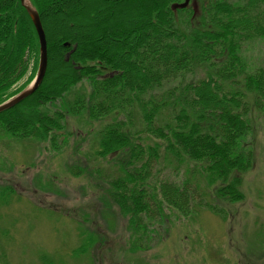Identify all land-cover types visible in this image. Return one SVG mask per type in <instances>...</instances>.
Wrapping results in <instances>:
<instances>
[{"label": "trees", "instance_id": "16d2710c", "mask_svg": "<svg viewBox=\"0 0 264 264\" xmlns=\"http://www.w3.org/2000/svg\"><path fill=\"white\" fill-rule=\"evenodd\" d=\"M30 1L45 33L46 72L31 95L0 113V132L57 148L68 117L119 113L95 132V157H109L113 166V174L97 175L128 217L135 247L144 242L146 223L166 216L167 207L187 215L200 206L223 216L220 206L197 199L202 180L220 201L244 198L241 174L252 165L249 105L222 83L239 71L242 43L264 36V0H201L198 22L189 4L174 7L183 0ZM38 53L20 1L0 0V103L34 77ZM198 66L206 77L186 79ZM243 80L253 107L264 113V65ZM83 82L89 89H76ZM134 124L139 129L132 131ZM144 135L152 142L144 143ZM158 162L187 176L160 180L153 174ZM8 192L0 188V198ZM91 235L80 252L93 243Z\"/></svg>", "mask_w": 264, "mask_h": 264}, {"label": "rangeland", "instance_id": "374dc122", "mask_svg": "<svg viewBox=\"0 0 264 264\" xmlns=\"http://www.w3.org/2000/svg\"><path fill=\"white\" fill-rule=\"evenodd\" d=\"M188 4L194 22L202 20L201 0ZM240 56L239 71L222 87L241 92L249 105L245 143L252 165L241 174V201L216 199L202 180L197 199L220 206L224 215L200 206L183 215L167 207L166 216L146 223L144 242L135 247L128 217L119 214L109 185L97 175L98 169L113 174V166L109 157H95V132L119 113L93 121L68 117L57 148L0 132V188L12 191L0 198V264H264V113L253 107L243 80L244 72L264 65V36L242 43ZM206 71L198 66L186 79L199 80ZM80 87L89 89L87 82ZM144 136V143L152 142ZM153 168L160 180L187 176L162 162ZM78 169L81 175L74 174ZM87 234L93 243L80 252Z\"/></svg>", "mask_w": 264, "mask_h": 264}, {"label": "water", "instance_id": "95a60500", "mask_svg": "<svg viewBox=\"0 0 264 264\" xmlns=\"http://www.w3.org/2000/svg\"><path fill=\"white\" fill-rule=\"evenodd\" d=\"M22 7L27 11L33 25L35 28V31L37 33L38 37V43H39V58H38V65L36 73L33 77V79L19 92L12 95L5 101L0 103V113L8 110L18 103H20L22 100H24L26 97L31 95L41 84L46 67H47V47H46V38L45 33L41 24V20L39 17V13L36 10V8L33 6L30 0H19ZM188 0H185L183 3L176 4L175 6L184 7L186 6Z\"/></svg>", "mask_w": 264, "mask_h": 264}]
</instances>
